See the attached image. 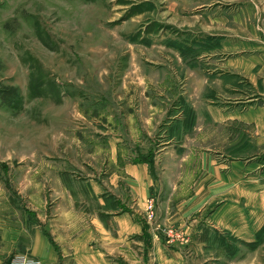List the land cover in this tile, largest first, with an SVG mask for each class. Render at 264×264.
Returning a JSON list of instances; mask_svg holds the SVG:
<instances>
[{
  "label": "rangeland",
  "instance_id": "obj_1",
  "mask_svg": "<svg viewBox=\"0 0 264 264\" xmlns=\"http://www.w3.org/2000/svg\"><path fill=\"white\" fill-rule=\"evenodd\" d=\"M247 111L264 122V0H0V187L29 218L36 200L19 191L47 198L48 158L93 208L85 181L105 179L116 143L157 182L145 223L184 264H264L260 214L242 233L208 221L239 183L249 209H264L262 123L239 122ZM199 166L187 214L169 196L186 195Z\"/></svg>",
  "mask_w": 264,
  "mask_h": 264
},
{
  "label": "crops",
  "instance_id": "obj_2",
  "mask_svg": "<svg viewBox=\"0 0 264 264\" xmlns=\"http://www.w3.org/2000/svg\"><path fill=\"white\" fill-rule=\"evenodd\" d=\"M252 113L247 111L237 120L249 123L255 119L262 123L257 144L264 151L263 113ZM210 117L212 122H218L219 115ZM39 165H42L41 161ZM42 166L47 167V181L51 183L47 184V198L39 185L30 187L27 192V189L19 191L22 197L36 200L31 209H27L31 218L24 211L17 212L5 198L6 191L0 187V264L16 256H28L39 264H184L179 252L163 244L152 225L145 223L141 202L144 197L158 196L157 182L147 177L141 164L125 161L116 143L109 148L106 168L110 170L105 179L97 181L90 178L85 181L86 193L94 204L91 209L83 200H79L84 193L82 189L78 192L63 184L55 171L57 164L53 159L48 158ZM198 170V184L191 185L186 195L183 192L174 195L172 192L169 196L178 197L180 200L176 202V207L186 205L187 214L198 212L202 198L204 181L201 182L200 166ZM33 174H36V170ZM208 174L215 178V171ZM231 177L225 174L219 181L225 183ZM260 181H264V176ZM229 189L223 184L220 191L223 197L228 196ZM261 189L256 193L260 199L264 196V184ZM234 190L236 200H231V197L209 214L208 221L218 229L242 233L248 227L249 213H257L261 216L254 227L260 226L264 222L263 206L259 203L258 209L254 206V211L249 209L245 200L247 184L239 183Z\"/></svg>",
  "mask_w": 264,
  "mask_h": 264
},
{
  "label": "built area",
  "instance_id": "obj_3",
  "mask_svg": "<svg viewBox=\"0 0 264 264\" xmlns=\"http://www.w3.org/2000/svg\"><path fill=\"white\" fill-rule=\"evenodd\" d=\"M153 204L152 201L149 200L145 207V212L147 213L148 219H151L153 217ZM8 264H39L36 259H32L30 257L26 256H16L13 257Z\"/></svg>",
  "mask_w": 264,
  "mask_h": 264
},
{
  "label": "trees",
  "instance_id": "obj_4",
  "mask_svg": "<svg viewBox=\"0 0 264 264\" xmlns=\"http://www.w3.org/2000/svg\"><path fill=\"white\" fill-rule=\"evenodd\" d=\"M5 264H8V261Z\"/></svg>",
  "mask_w": 264,
  "mask_h": 264
}]
</instances>
